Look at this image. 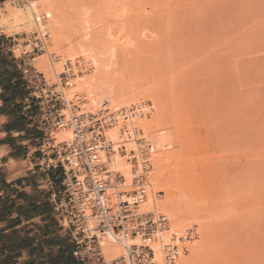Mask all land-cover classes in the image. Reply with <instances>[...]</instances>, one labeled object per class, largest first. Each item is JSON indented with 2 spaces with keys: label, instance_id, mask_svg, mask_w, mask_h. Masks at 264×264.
<instances>
[{
  "label": "rangeland",
  "instance_id": "1",
  "mask_svg": "<svg viewBox=\"0 0 264 264\" xmlns=\"http://www.w3.org/2000/svg\"><path fill=\"white\" fill-rule=\"evenodd\" d=\"M27 2L32 0H0L7 55L25 56L50 85L60 84L59 75L71 66L74 76L63 89L67 115L73 104L83 111L89 106L87 92L72 90L79 76L102 107L113 110L110 96L125 92L129 105L142 107L137 119L172 141L170 148L154 150L151 160L166 158L174 195L193 210L195 223L186 234L195 229L197 237L183 246L206 239L205 251L195 256L204 264H264V0H40L51 12L41 18V30L34 19L8 18L10 10H32ZM40 39L46 46L33 53ZM79 52L84 58L75 56ZM11 65L6 58L5 66ZM6 70L8 80L21 71ZM42 135L51 155V139ZM163 192L160 202L168 199ZM27 196L22 190L15 198L20 226L10 229L15 218H8L0 230V264H63L62 245L81 263L71 230L59 217H39Z\"/></svg>",
  "mask_w": 264,
  "mask_h": 264
},
{
  "label": "built area",
  "instance_id": "2",
  "mask_svg": "<svg viewBox=\"0 0 264 264\" xmlns=\"http://www.w3.org/2000/svg\"><path fill=\"white\" fill-rule=\"evenodd\" d=\"M45 46L46 41L40 39L32 51L39 53ZM22 58L25 59L23 74L28 77L38 101L36 127L45 139H51L47 143H52L48 147L52 162L48 163L62 170L56 209L61 224L71 230L76 244L73 254L85 264H175L185 252L182 242L196 238L197 232L192 229L186 237L173 238L168 243L162 241L170 220L158 207V198L164 192H155L149 182L154 146L134 122L143 114L142 107L132 104L112 110L104 106L97 112H88L73 104L75 111L72 109L67 115L63 89L70 85L67 78L74 76L71 66L69 72L59 75L60 84L50 85L43 74L27 64L25 56ZM151 113L149 110L145 114ZM117 126L120 127L118 143L109 136V131ZM59 128L71 129L72 137L54 144L52 135ZM115 153L127 157L135 166L133 172L137 177L130 186L134 189H128L125 176L112 163ZM149 197L151 204L146 206ZM106 231L112 232L118 244L125 237L132 241L114 259L109 258L102 243ZM156 244L163 246L162 263L156 257Z\"/></svg>",
  "mask_w": 264,
  "mask_h": 264
},
{
  "label": "crops",
  "instance_id": "3",
  "mask_svg": "<svg viewBox=\"0 0 264 264\" xmlns=\"http://www.w3.org/2000/svg\"><path fill=\"white\" fill-rule=\"evenodd\" d=\"M7 52L4 37H0V230L5 228V219L8 218H15L10 229L20 226L21 215L18 212L21 209L17 208L19 204L15 203V198L22 190L29 194L25 203L37 210L39 217L57 219L56 200L62 188V173L48 163L51 155L43 148V135L36 127L34 117L38 101L22 71L25 59L15 57V54L8 56ZM6 58L13 65L5 66ZM6 67L21 70L17 73L19 77L8 80L10 72ZM21 144H25L24 156H21ZM26 176L32 177L27 183L22 180ZM5 203L13 205V208L5 207ZM60 252L63 264H85L83 261H71L69 249L64 245Z\"/></svg>",
  "mask_w": 264,
  "mask_h": 264
},
{
  "label": "bare ground",
  "instance_id": "4",
  "mask_svg": "<svg viewBox=\"0 0 264 264\" xmlns=\"http://www.w3.org/2000/svg\"><path fill=\"white\" fill-rule=\"evenodd\" d=\"M36 3L39 2L40 0H34ZM35 3V4H36ZM34 4L33 0L32 2H27L26 5L27 6H30L28 8H31L32 10H29L26 8V10H10L9 12V16L8 18H12L13 20H21L22 23H25V22H32L33 24V19L35 21H37V24L41 27H38L41 29H43V24H42V20L41 18L44 17H51V12H50V9L47 5H45L44 3H37L36 5ZM10 6V5H9ZM42 7L43 10L45 11L44 13H39L37 8L36 7ZM7 7V5H6ZM25 7V6H24ZM8 9V8H7ZM25 9V8H24ZM36 9V10H35ZM9 10V9H8ZM7 10V11H8ZM5 11V10H4ZM20 11V12H18ZM6 12V11H5ZM4 12V13H5ZM37 13V14H36ZM39 13V14H38ZM35 14V15H34ZM8 14H6L7 16ZM34 15V17H33ZM21 16V17H20ZM41 16V17H40ZM41 19V20H40ZM44 19V18H43ZM48 19V18H47ZM19 20V21H20ZM16 22V21H15ZM9 24V23H8ZM6 24V25H8ZM12 25H14L15 23H11ZM31 24V25H32ZM36 24V23H35ZM36 24V25H37ZM10 25V24H9ZM11 25V26H12ZM15 26V25H14ZM17 26V25H16ZM15 26V27H16ZM9 27V26H8ZM54 24L51 26V29H54ZM7 28V27H6ZM10 28V27H9ZM56 28V27H55ZM50 32V31H49ZM50 34V33H49ZM56 40V38L54 39ZM55 44V43H54ZM55 45H58L57 43ZM86 48V47H85ZM116 48V47H115ZM113 50V48H111ZM117 49V48H116ZM113 53V51H112ZM79 55H80V52H79ZM77 57H81V58H84L82 52H81V55L78 56V55H75ZM57 57V56H56ZM44 59V58H43ZM80 59V58H79ZM81 60V59H80ZM87 61H92V58H88V59H85ZM97 61V60H96ZM88 71H90L88 69ZM104 71V70H103ZM87 72V70H86ZM110 76V75H109ZM115 76V75H114ZM106 78V76H105ZM76 80V79H75ZM105 80V79H104ZM107 80V79H106ZM109 81V80H107ZM106 81V82H107ZM110 82V81H109ZM118 82V81H117ZM76 85L72 88L73 91L75 90H83L85 92H87V97H86V100H89V106L87 108H85V111H88V112H97L98 110L102 109L103 107L101 106L102 105V100H100L99 98H97L93 93L92 91L90 90L89 86H90V82L85 80V78H83L82 76H79L77 78V81L75 82ZM108 84V83H107ZM113 84H115L113 82ZM121 84V82H120ZM109 86V85H108ZM122 85H120L121 87ZM114 88L116 89L117 87L114 86ZM121 89V88H120ZM119 91V89H118ZM108 92V91H107ZM113 93V92H112ZM126 95L125 92H122L120 91L119 93H116V95H112L110 96V103L114 105V109H120L122 107H125V106H130L128 104V101L123 99V97L125 96L124 94ZM107 96V95H106ZM116 107V108H115ZM66 112V111H65ZM69 112H71V110L69 109ZM67 112V113H69ZM134 122L144 131V132H147V133H150V135L152 134V137H151V142H152V145L154 146V150L156 151V149H158L157 151H160L159 149L161 150H165V149H168L171 147L172 145V141L171 139H167V138H164L162 137L159 133H155L154 131H152L153 129V125H151V123L149 121H145V122H140L137 118L134 119ZM119 128L120 127H114L112 128L110 131H109V136H111V138L116 142L118 143L119 142ZM151 131V132H150ZM146 133V134H147ZM148 136V135H146ZM72 137V131L70 129H62V131H59L56 138H57V141L61 142V141H66V140H69L71 139ZM55 138V137H54ZM55 138V139H56ZM128 146H134V144H130ZM115 150H117V147L115 146ZM153 156V155H152ZM113 158V164L115 166L116 169H118L122 175L125 176V185L130 189L132 187H130L133 182H134V178L137 177V175L135 176V173L133 171H135V169H133V165H131V163L129 162V160L127 159V157L125 156H119V154L115 153L114 157ZM153 158V157H152ZM151 158V159H152ZM154 160V158L152 159ZM153 162V161H152ZM154 166H153V170H152V174H151V177L149 176V182L151 183V186H152V189L155 190V187L157 189H159L160 191H166L167 192V197L168 199L165 200L164 202H160L159 199H158V202H159V205L158 207L161 208V211H164V212H167L168 214V217H169V220H170V225H169V228L165 231V233L163 234V238H162V241H164L165 243H168L170 241H173V238H179V237H185L186 234V231L188 229H190L192 227V225L195 223H192L190 221V219H192V214H193V210L191 208H189L190 206H187L185 205V202L188 201V200H183L181 198V200L185 201H181L179 198L182 197L180 196L179 198L176 197L174 195V191L171 187V182H172V177L169 175V171L167 170V160L166 158H155V162H153ZM157 191V190H156ZM196 198V197H195ZM184 203V205H183ZM151 204V198L149 197L148 200L146 201L145 205H150ZM188 205H190L188 202H187ZM202 216L199 215L198 217H195V221L197 222L200 221L199 219L201 218ZM198 224V223H197ZM206 230V229H205ZM204 235V234H203ZM202 235V236H203ZM209 235V234H207ZM103 240H102V243L104 244V247L107 251V254L110 258H116L118 257L119 255H121L122 253H124L123 251V248H126L127 245L131 244L132 241L130 238L128 237H125L122 241V243H120V245L116 244V242L113 240V234L111 231H106L103 235ZM205 236V235H204ZM210 237V236H208ZM207 237V238H208ZM206 241V239H204ZM202 241V240H201ZM205 241H202L200 243L199 241V245L200 246H196V245H193L191 248L189 246H184L185 248V252L181 253L179 259L177 260V262L175 264H204L203 261L199 260L197 261L195 259V256L196 254L202 250H200L204 244L206 245ZM207 242H208V239H207ZM194 243V242H193ZM189 244V243H188ZM195 244V243H194ZM197 244V242H196ZM192 245V244H191ZM183 246V244H182ZM195 246V247H194ZM207 247V246H206ZM209 247V246H208ZM207 247V248H208ZM204 248V247H203ZM163 246H161L160 244H156V257H157V260L159 261V263H162L163 262ZM205 249V248H204ZM207 250V249H206ZM205 251V250H203ZM202 251V252H203ZM201 254V253H200ZM199 254V255H200ZM213 254V253H211ZM198 255V254H197ZM198 255V256H199ZM208 255V254H207ZM208 257V256H207ZM210 257V256H209ZM204 259V258H203ZM205 260V259H204ZM213 260V259H212ZM209 263V262H208ZM211 264V263H210ZM215 264V263H214Z\"/></svg>",
  "mask_w": 264,
  "mask_h": 264
},
{
  "label": "trees",
  "instance_id": "5",
  "mask_svg": "<svg viewBox=\"0 0 264 264\" xmlns=\"http://www.w3.org/2000/svg\"><path fill=\"white\" fill-rule=\"evenodd\" d=\"M66 248L69 249V247H66ZM60 255L62 256L61 252H60ZM69 258H70V260L72 261V259H71V255H70V254H69Z\"/></svg>",
  "mask_w": 264,
  "mask_h": 264
}]
</instances>
